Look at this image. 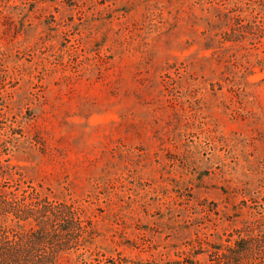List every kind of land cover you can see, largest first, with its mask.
<instances>
[{
  "label": "rangeland",
  "instance_id": "rangeland-1",
  "mask_svg": "<svg viewBox=\"0 0 264 264\" xmlns=\"http://www.w3.org/2000/svg\"><path fill=\"white\" fill-rule=\"evenodd\" d=\"M263 22L264 0H0L3 189L92 223L59 264H264Z\"/></svg>",
  "mask_w": 264,
  "mask_h": 264
},
{
  "label": "trees",
  "instance_id": "trees-1",
  "mask_svg": "<svg viewBox=\"0 0 264 264\" xmlns=\"http://www.w3.org/2000/svg\"><path fill=\"white\" fill-rule=\"evenodd\" d=\"M257 31L264 35V22ZM5 182L0 181V264H59L60 252L75 248L83 233H91L92 223L81 206L50 200L36 190L7 191ZM10 216L19 227L24 222L32 228L17 230L5 223Z\"/></svg>",
  "mask_w": 264,
  "mask_h": 264
}]
</instances>
